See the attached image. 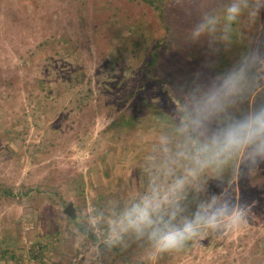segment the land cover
I'll list each match as a JSON object with an SVG mask.
<instances>
[{"label":"rangeland","instance_id":"obj_1","mask_svg":"<svg viewBox=\"0 0 264 264\" xmlns=\"http://www.w3.org/2000/svg\"><path fill=\"white\" fill-rule=\"evenodd\" d=\"M231 3L0 0V264H264V163L201 178L247 206L238 231L158 255L147 237L104 243L115 214L170 183L160 141L174 137L187 94L264 49V10L225 33ZM205 16L217 30L194 40ZM261 103L264 86L243 107ZM196 198L189 189L186 214Z\"/></svg>","mask_w":264,"mask_h":264},{"label":"clouds","instance_id":"obj_2","mask_svg":"<svg viewBox=\"0 0 264 264\" xmlns=\"http://www.w3.org/2000/svg\"><path fill=\"white\" fill-rule=\"evenodd\" d=\"M261 10L264 0H232L224 14L225 33L245 12L254 23ZM217 23L216 17L205 16L193 30V39L211 36ZM262 86L264 49L253 47L187 94L177 113L174 137L163 136L160 141L158 168L162 176L171 177L163 189L166 195L162 184L153 182L142 198L115 214L104 240L109 248L132 234L147 237L154 255L171 253L206 232H235L248 222L247 206L230 198L222 182L216 184L220 190L212 192L201 178L222 172L234 160L248 171L264 163V103L243 107ZM189 189L197 198L194 210L186 214L182 202Z\"/></svg>","mask_w":264,"mask_h":264},{"label":"water","instance_id":"obj_3","mask_svg":"<svg viewBox=\"0 0 264 264\" xmlns=\"http://www.w3.org/2000/svg\"><path fill=\"white\" fill-rule=\"evenodd\" d=\"M65 214H67V216H70L73 220L76 219V213L73 203L69 204V206L65 210Z\"/></svg>","mask_w":264,"mask_h":264}]
</instances>
